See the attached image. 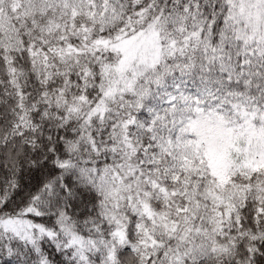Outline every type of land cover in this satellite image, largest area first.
I'll use <instances>...</instances> for the list:
<instances>
[{
    "label": "snow or ice",
    "instance_id": "snow-or-ice-1",
    "mask_svg": "<svg viewBox=\"0 0 264 264\" xmlns=\"http://www.w3.org/2000/svg\"><path fill=\"white\" fill-rule=\"evenodd\" d=\"M0 264H264V0H0Z\"/></svg>",
    "mask_w": 264,
    "mask_h": 264
}]
</instances>
